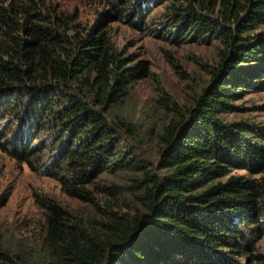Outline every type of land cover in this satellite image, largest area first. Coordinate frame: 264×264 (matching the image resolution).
Returning <instances> with one entry per match:
<instances>
[{"label": "trees", "instance_id": "16d2710c", "mask_svg": "<svg viewBox=\"0 0 264 264\" xmlns=\"http://www.w3.org/2000/svg\"><path fill=\"white\" fill-rule=\"evenodd\" d=\"M109 1L115 17L130 25L144 21L151 5L168 1L159 33L175 43L219 39L226 48L222 62L191 108L182 112L165 97L178 118L159 135L165 174L156 176L131 146L121 148L126 138L134 139L132 123L110 117L147 66L139 61L125 67L126 58L103 29L107 13L72 37L70 22L43 12V0L0 6V122L10 115L17 124L0 147L88 198L90 179L116 170L138 173L134 188L143 207L131 216L110 211L108 222L93 231L41 198L44 238L11 248L0 229V264L264 262V253L255 252L264 235V132L221 117L235 109L232 101L243 87L264 89V41L250 34L264 25V0ZM52 129L56 159L40 163L32 143ZM234 168L258 176L231 175Z\"/></svg>", "mask_w": 264, "mask_h": 264}, {"label": "rangeland", "instance_id": "374dc122", "mask_svg": "<svg viewBox=\"0 0 264 264\" xmlns=\"http://www.w3.org/2000/svg\"><path fill=\"white\" fill-rule=\"evenodd\" d=\"M12 0H0L6 6ZM37 1V0H36ZM43 12L52 17L67 19L70 23L67 34L77 36L84 27H91L107 13L103 29L115 43L121 58H126L125 67L139 61L146 62L147 71L132 83L122 103L113 107L110 117H121L135 128L134 139L126 138L121 148L131 146L138 159L152 173L162 177L165 171L159 168V135L178 113L166 106L165 97L171 99L177 109L184 112L191 108L197 96L212 82L211 69L222 62L225 44L219 40L209 43H175L159 33L160 24L168 20V1L151 5L144 21L130 25L125 19L115 17L109 0H43ZM216 17V13L212 15ZM264 41V25L252 30ZM245 90V91H244ZM235 109L223 113L224 122H242L252 126L256 132H264V89L245 88L237 100ZM17 127L16 118L8 115L0 122V140L4 143ZM56 132L40 131L33 141L34 157L41 163L50 164L56 159ZM255 136V134H252ZM33 157V158H34ZM231 175L246 178L257 177L247 169H231ZM69 180L70 176H68ZM140 175L131 171L116 170L98 175L85 185L91 197L67 189L59 180L40 173L38 167L31 168L20 162L0 147V229L6 246L18 248L38 244L46 234V210L38 202L49 198L87 229L100 231L101 224L108 222L110 211L118 216H131L143 209L137 198L139 188L134 185ZM72 181V180H71ZM255 252L264 253V235L255 242ZM241 264H249L241 258ZM252 264H264L256 262Z\"/></svg>", "mask_w": 264, "mask_h": 264}]
</instances>
